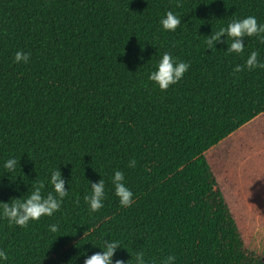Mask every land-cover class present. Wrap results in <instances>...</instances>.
Here are the masks:
<instances>
[{"label":"trees","instance_id":"1","mask_svg":"<svg viewBox=\"0 0 264 264\" xmlns=\"http://www.w3.org/2000/svg\"><path fill=\"white\" fill-rule=\"evenodd\" d=\"M181 17L174 32L158 23ZM264 23V0H0V201L28 195L59 168L68 196L26 227L0 220L4 264H83L106 238L113 260L134 264H264L248 247L222 186L229 137L264 114V69L233 72L242 54L225 36L205 39L234 17ZM27 64L13 61L16 50ZM164 51L189 63L160 90L148 73ZM19 160L6 173L3 161ZM129 159L136 166L128 167ZM123 170L134 194L119 205L109 177ZM105 180L104 206L90 213L88 180ZM58 231H49V225Z\"/></svg>","mask_w":264,"mask_h":264},{"label":"clouds","instance_id":"2","mask_svg":"<svg viewBox=\"0 0 264 264\" xmlns=\"http://www.w3.org/2000/svg\"><path fill=\"white\" fill-rule=\"evenodd\" d=\"M158 23L162 30L174 32L181 24V17L177 16L172 11H166L159 18ZM221 36H225L227 53L242 54L245 50V37H256L260 42L264 43V23H259L253 15L244 17H234L227 22L225 26H221L217 31L211 32L206 36V48L212 49L220 40ZM259 52L256 50L250 51L244 58L243 65L237 63L233 67V72H240L244 69L249 71L260 68L264 69V61L258 59ZM30 53L22 49L16 50L13 61L15 63L27 64ZM189 63L173 56L170 52L164 51L160 58L156 61L155 66L148 73V80L158 86L160 90H166L170 85L176 84L181 80L184 73L189 68ZM19 160L15 156H10L3 161L2 167L6 173L16 170ZM128 167L136 166L135 159H129ZM112 192L118 199L119 205L122 207H130L134 201V194L127 186L125 174L123 170L114 169L109 177ZM46 183L51 186V191L46 194L42 192L45 186V181H40L33 185L28 195L8 201H0V220L6 219L8 224L26 227L30 221H37L42 216L51 217L60 210L64 198L68 196V189L65 188V179L62 178V173L59 168L50 170L46 177ZM89 191L84 194V202L90 213L99 211L104 206L106 199L105 180L101 176L98 181L92 182L88 180ZM49 231L56 233L58 225L53 223L49 225ZM122 246L117 240L105 238L100 246L101 251L93 252L90 255L84 254L83 264H126L128 261L121 259L113 260V255L117 248ZM9 259L6 251L0 249V264H4ZM75 259H72L74 264ZM176 257L168 255L161 260V264H175ZM134 264H151L146 259L145 253L137 251L134 257Z\"/></svg>","mask_w":264,"mask_h":264},{"label":"rangeland","instance_id":"3","mask_svg":"<svg viewBox=\"0 0 264 264\" xmlns=\"http://www.w3.org/2000/svg\"><path fill=\"white\" fill-rule=\"evenodd\" d=\"M229 139L223 190L248 247L264 253V114Z\"/></svg>","mask_w":264,"mask_h":264}]
</instances>
